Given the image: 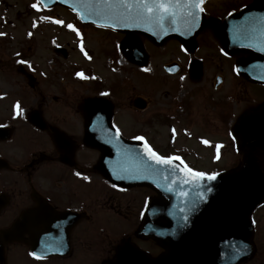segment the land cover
Instances as JSON below:
<instances>
[{"label": "flooded vegetation", "instance_id": "1", "mask_svg": "<svg viewBox=\"0 0 264 264\" xmlns=\"http://www.w3.org/2000/svg\"><path fill=\"white\" fill-rule=\"evenodd\" d=\"M211 1L203 4L197 37L216 36L214 27L226 15L254 0ZM42 10L37 19L52 31L39 62L28 50L3 52L0 43V264H150L162 249L138 227L157 193L144 185L113 187L102 175L101 153L90 143L94 123L102 127L108 110L122 137H141L157 154L153 130L162 126L209 124L224 129L234 148L230 130L243 112L264 102V84L236 72V61L250 54H227L220 40H202L208 41L202 46L196 40L192 47L175 38L158 43L140 33L79 24L62 7ZM69 22L75 24L69 28ZM81 28L104 33L94 36L102 39L97 52L79 46ZM131 37L134 43L127 46ZM105 41L112 42L111 52L103 50ZM104 57L116 75L105 73ZM127 128L137 132L127 134ZM161 155L187 158L179 152ZM257 158L264 170V154ZM251 218L254 254L248 263L261 255L264 263V203Z\"/></svg>", "mask_w": 264, "mask_h": 264}, {"label": "water", "instance_id": "2", "mask_svg": "<svg viewBox=\"0 0 264 264\" xmlns=\"http://www.w3.org/2000/svg\"><path fill=\"white\" fill-rule=\"evenodd\" d=\"M43 5L60 3L78 13L81 21H92L127 31H144L152 39L176 36L191 42L200 25L201 12L195 21L182 5L184 0H161L178 5L170 7L162 22L160 14L142 10L137 16L138 0H40ZM151 3L152 0H145ZM224 49L248 51L252 57L240 61L237 69L244 76L264 83V0H255L250 7L226 19L221 29ZM108 121V117L106 120ZM244 152L242 164L209 180L194 177L175 160L158 164L148 156V149L139 142L92 143L106 161L115 157L125 162L126 174L106 171L114 183L147 184L158 191L149 206L140 233L154 239L164 249L153 264H239L252 254V210L264 201V172L252 153H264V103L258 110L245 113L232 130ZM108 137V134L105 135ZM120 157V158H119ZM153 204V212H152Z\"/></svg>", "mask_w": 264, "mask_h": 264}, {"label": "rangeland", "instance_id": "3", "mask_svg": "<svg viewBox=\"0 0 264 264\" xmlns=\"http://www.w3.org/2000/svg\"><path fill=\"white\" fill-rule=\"evenodd\" d=\"M210 3L214 4V0ZM32 4H35L34 0H0V33L4 34L0 35V43H2L1 51L3 52L13 53L21 51L25 54L26 50H28L34 53L36 62H39L42 57L40 54L41 47L48 44L47 36L52 30L48 25H45L37 19L40 13L34 11L28 12V10L33 9ZM66 16L64 11H62L60 17L67 19ZM208 16L212 17L211 14ZM34 23L36 28L33 27ZM92 27L96 28L94 26ZM29 33H31V35H29ZM78 33L81 38H83V36L86 38L83 41L84 48H89L96 52L98 51L102 39L93 36L97 35L103 37V32L95 29L81 28ZM58 40L63 42L64 39L59 36ZM196 40L199 42L198 46H202L204 43L208 42L205 41L201 44L200 42H202V40L218 41L219 39L208 32H202ZM103 50L111 52L112 42L105 41L103 43ZM201 50L204 51L205 48L203 47ZM78 57L79 62H83L85 65V57L80 53ZM102 63L104 64L106 74L116 75V73L112 72L108 67V58L104 57V62L101 61V65ZM128 67L126 70H130ZM128 76H130V74H128ZM211 92V90H206V93ZM126 131L127 134L129 133L132 135L136 133L137 130L135 128H132V130L131 128H127ZM142 131L145 132L146 130ZM153 131V138L159 145L160 151L164 150L167 152L171 151L185 154L187 158H183L184 161L197 171L210 173L220 169L224 170L234 165L235 162L240 161V156L238 154L235 155V157L233 156L234 153H232L233 151L223 134V132H225L224 129L216 130L210 127L209 124H206L205 126L193 127L192 129H180L179 127L171 129L168 126H162ZM147 132L150 134L151 130L149 129ZM198 135L205 136L204 139L201 140L203 144H201L199 138L196 137ZM225 145H227V147ZM262 258L263 256L261 255L258 261L255 259V262L251 261L249 263L264 264L260 262Z\"/></svg>", "mask_w": 264, "mask_h": 264}, {"label": "snow or ice", "instance_id": "4", "mask_svg": "<svg viewBox=\"0 0 264 264\" xmlns=\"http://www.w3.org/2000/svg\"><path fill=\"white\" fill-rule=\"evenodd\" d=\"M119 3L131 8L132 4L131 3H125V0H119ZM203 3V0H184L183 3V7L186 10H190V9H194L195 11H188L187 14L189 17L192 18L193 21H195V19L197 18V13L198 12H203V8H201V4ZM178 5H173V4H168V3H163L161 2V0H152L151 3H146L145 0H138L137 4H136V14L137 16L142 15V10H146L148 13H156L159 12L160 14L157 16V21L158 22H162L164 20V17L166 15H172L174 16V12H169V8L170 7H176ZM33 8H36L37 5L36 4H32ZM56 23H60L59 21H56ZM33 27H35V23L33 24ZM69 28L72 27L71 24L68 25ZM0 35H4L3 33H0ZM29 35H31V33H29ZM77 35H79V33H77ZM83 51V49H81ZM21 63H24V61H20ZM77 76H80L81 73H76ZM181 79H183V77H181ZM102 95H107V93H103ZM136 139H142L141 137H136ZM206 143V141H205ZM147 147V146H146ZM148 156L150 159H154L156 163L158 164H170L171 161L173 160V157L169 156V157H160L158 156L155 152H153L151 149H148ZM176 159H179L178 157H176ZM191 171V170H188ZM77 175H79V173H77ZM194 177H199V178H203L205 176V173L203 172H196L193 174ZM215 173L209 174L207 176V179L209 180H213L215 179ZM84 179H88V177H84ZM113 187H115V185H113ZM29 255H35L34 253H29ZM37 259H39L40 257H36Z\"/></svg>", "mask_w": 264, "mask_h": 264}]
</instances>
